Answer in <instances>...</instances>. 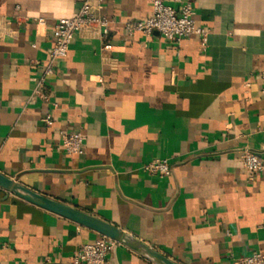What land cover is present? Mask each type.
<instances>
[{
	"label": "crops",
	"instance_id": "0c3cea01",
	"mask_svg": "<svg viewBox=\"0 0 264 264\" xmlns=\"http://www.w3.org/2000/svg\"><path fill=\"white\" fill-rule=\"evenodd\" d=\"M83 1L0 0V173L178 264L264 255V174L241 161L264 159V0H183L209 31L206 52L196 37L129 35L124 21L151 16L153 0H102L112 50L76 36L42 85L49 98L34 95L55 24ZM63 131L84 135L83 155L61 149ZM161 158L171 176L143 173ZM99 238L0 188V264H61ZM108 260L154 264L121 244Z\"/></svg>",
	"mask_w": 264,
	"mask_h": 264
},
{
	"label": "built area",
	"instance_id": "2783aa9c",
	"mask_svg": "<svg viewBox=\"0 0 264 264\" xmlns=\"http://www.w3.org/2000/svg\"><path fill=\"white\" fill-rule=\"evenodd\" d=\"M102 0H84L79 12L72 18L60 19L54 26V45L48 55L42 70V77L34 95L43 99L49 96L42 92V85L47 77L54 75L57 64L65 59L69 53L70 45L76 36L89 40H99L103 49L112 50L109 43L111 21L99 13V3ZM180 4L178 8L166 3L165 0H153L152 15L141 19H126L124 29L129 35L141 34L146 37L159 33L173 45H179L188 37H196L203 52L208 48L209 31L196 24L195 10L190 2L175 0ZM43 19H38L37 24H42ZM261 82V95L264 98V70L257 75ZM250 87V83H247ZM47 126L53 124L50 115L42 120ZM61 149L69 156H81L85 153V137L81 132L63 131L60 133ZM243 168L251 175L264 174V159L258 155L245 152L241 157ZM143 173L150 176L169 177L172 174L171 163L168 159H155L142 167ZM119 245L118 242L107 238H99L94 243L80 245L72 256L61 264H110L108 257ZM235 264H264V255L254 253L237 259Z\"/></svg>",
	"mask_w": 264,
	"mask_h": 264
},
{
	"label": "water",
	"instance_id": "95a60500",
	"mask_svg": "<svg viewBox=\"0 0 264 264\" xmlns=\"http://www.w3.org/2000/svg\"><path fill=\"white\" fill-rule=\"evenodd\" d=\"M0 188L23 199L24 201L73 221L85 228L97 232L102 237L110 238L125 247L142 254L154 264H178L152 247L132 237L121 229L88 213L65 203L48 198L27 189L13 179L0 173Z\"/></svg>",
	"mask_w": 264,
	"mask_h": 264
}]
</instances>
